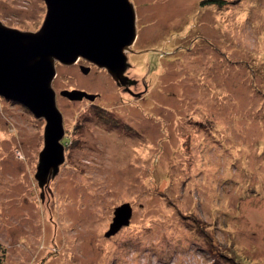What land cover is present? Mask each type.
I'll return each mask as SVG.
<instances>
[{
	"label": "rangeland",
	"instance_id": "obj_1",
	"mask_svg": "<svg viewBox=\"0 0 264 264\" xmlns=\"http://www.w3.org/2000/svg\"><path fill=\"white\" fill-rule=\"evenodd\" d=\"M203 1L131 0L135 87L55 63L67 144L42 190L45 121L0 96L2 264H264V0ZM45 11L0 0V21L23 31ZM73 89L95 98L60 94ZM123 203L129 225L106 237Z\"/></svg>",
	"mask_w": 264,
	"mask_h": 264
},
{
	"label": "water",
	"instance_id": "obj_2",
	"mask_svg": "<svg viewBox=\"0 0 264 264\" xmlns=\"http://www.w3.org/2000/svg\"><path fill=\"white\" fill-rule=\"evenodd\" d=\"M46 11L37 31H23L0 21V96L16 101L45 121L43 147L34 179L38 186L51 180L64 162L63 117L51 86L55 63L71 65L82 59L103 68L119 85L134 84L125 75L127 52L135 40V9L131 0H43ZM83 73L89 67L80 66ZM68 100L93 101L84 90H63ZM132 209L123 203L113 210L105 236L129 225Z\"/></svg>",
	"mask_w": 264,
	"mask_h": 264
},
{
	"label": "trees",
	"instance_id": "obj_3",
	"mask_svg": "<svg viewBox=\"0 0 264 264\" xmlns=\"http://www.w3.org/2000/svg\"><path fill=\"white\" fill-rule=\"evenodd\" d=\"M201 4L204 6V5H209V6H211V5H216L217 7H222L223 5H225V4H227V1L226 0H205V1H203V2H201ZM96 109H98V108H95V110ZM99 112H100V114H98V112H97V116H98V118L101 120V121H104V122H106V120H105V118H108V120H110V121H108L107 123H109V125H113V126H115L114 124H113V119L112 118H110V117H102L103 116V112H104V110H103V108H101V109H99ZM106 124V123H105ZM62 141L64 142V144H67V141H66V139L64 138V139H62ZM62 143V142H61ZM130 204V203H129ZM131 206V205H130ZM131 209H132V207H131ZM201 226H199V230L201 231V233H202V235H204V237L206 238L207 237V234L205 235V232L203 231V229L202 228H200ZM207 238H209V237H207ZM209 242V241H208ZM4 249H3V246L0 244V264H2V261H3V253H4V251H3Z\"/></svg>",
	"mask_w": 264,
	"mask_h": 264
},
{
	"label": "flooded vegetation",
	"instance_id": "obj_4",
	"mask_svg": "<svg viewBox=\"0 0 264 264\" xmlns=\"http://www.w3.org/2000/svg\"><path fill=\"white\" fill-rule=\"evenodd\" d=\"M135 15H136V12H135ZM135 21H136V19H135ZM137 33H138V31H137ZM136 39H135V41H134V43H133V45L136 43V40L138 39V34H136ZM132 45V46H133ZM131 46V47H132ZM79 60H82V59H79ZM88 63V62H87ZM90 64V63H89ZM130 67V66H129ZM128 69L129 68H127V70L125 71V75L127 76V77H129L130 79H132L131 77H130V75L128 74ZM134 80V79H133ZM132 87H135V86H133L132 84H130V86H129V88H132ZM85 91V90H84ZM210 239V242H211V238H209ZM212 244V243H211Z\"/></svg>",
	"mask_w": 264,
	"mask_h": 264
}]
</instances>
